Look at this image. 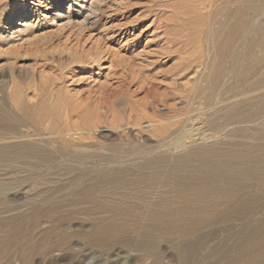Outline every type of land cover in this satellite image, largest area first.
Returning <instances> with one entry per match:
<instances>
[{
    "label": "bare ground",
    "instance_id": "bare-ground-1",
    "mask_svg": "<svg viewBox=\"0 0 264 264\" xmlns=\"http://www.w3.org/2000/svg\"><path fill=\"white\" fill-rule=\"evenodd\" d=\"M95 1L67 0L79 10L66 24L86 26ZM42 4L7 14L4 30L17 17L21 41ZM216 13L192 74L175 73L182 88L147 91L115 138L95 135L108 117L99 106L37 117L19 101L0 106V264L52 252L66 264H264V14Z\"/></svg>",
    "mask_w": 264,
    "mask_h": 264
},
{
    "label": "rangeland",
    "instance_id": "rangeland-1",
    "mask_svg": "<svg viewBox=\"0 0 264 264\" xmlns=\"http://www.w3.org/2000/svg\"><path fill=\"white\" fill-rule=\"evenodd\" d=\"M37 2L0 0V106L15 111L19 101L34 117L44 111L56 114L65 106L70 110L99 106L108 117L96 129L94 125V133L114 138L122 125L136 117L147 91L159 94L182 88L175 73L187 65L186 74H192L195 59L207 50L208 32L218 10L243 9L251 19L252 10L260 6L264 14V0H240L234 5L226 0L213 4L210 0H104L102 4L96 0L99 14L86 26L79 23L81 19L67 25L66 17L74 18L79 8L68 10L67 0H41L43 6L35 7L26 19L29 29L21 33V41L15 38L21 23L17 17L11 29L4 30L7 14L17 15L24 4L30 10ZM49 3L55 5L46 11ZM85 6L89 10V4ZM85 9L80 15H86ZM55 10L64 20L53 24L48 18ZM216 21L234 25L237 18L220 14ZM237 29V36L251 39ZM250 29L261 36L256 24H250ZM90 119L87 115L84 123ZM52 253L37 256L32 264H66L71 257ZM14 256H9L7 264H19Z\"/></svg>",
    "mask_w": 264,
    "mask_h": 264
}]
</instances>
